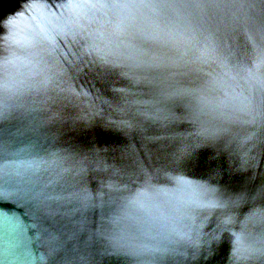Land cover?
<instances>
[{"label": "water", "instance_id": "95a60500", "mask_svg": "<svg viewBox=\"0 0 264 264\" xmlns=\"http://www.w3.org/2000/svg\"><path fill=\"white\" fill-rule=\"evenodd\" d=\"M0 264H264V0H0Z\"/></svg>", "mask_w": 264, "mask_h": 264}]
</instances>
